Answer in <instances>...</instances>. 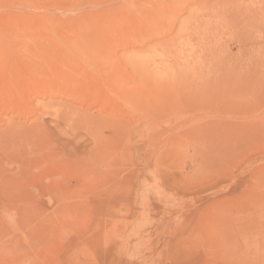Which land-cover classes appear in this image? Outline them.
I'll return each mask as SVG.
<instances>
[{
  "label": "rangeland",
  "instance_id": "1",
  "mask_svg": "<svg viewBox=\"0 0 264 264\" xmlns=\"http://www.w3.org/2000/svg\"><path fill=\"white\" fill-rule=\"evenodd\" d=\"M0 264H264V0H0Z\"/></svg>",
  "mask_w": 264,
  "mask_h": 264
}]
</instances>
